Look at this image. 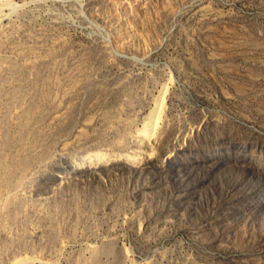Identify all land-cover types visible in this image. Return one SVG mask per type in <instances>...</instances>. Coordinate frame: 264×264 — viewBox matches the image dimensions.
Wrapping results in <instances>:
<instances>
[{
	"label": "rangeland",
	"instance_id": "374dc122",
	"mask_svg": "<svg viewBox=\"0 0 264 264\" xmlns=\"http://www.w3.org/2000/svg\"><path fill=\"white\" fill-rule=\"evenodd\" d=\"M16 263L264 264V0H0Z\"/></svg>",
	"mask_w": 264,
	"mask_h": 264
},
{
	"label": "bare ground",
	"instance_id": "6f19581e",
	"mask_svg": "<svg viewBox=\"0 0 264 264\" xmlns=\"http://www.w3.org/2000/svg\"><path fill=\"white\" fill-rule=\"evenodd\" d=\"M167 83H168V82H167ZM161 88H162V87H161ZM166 88H167V85H166ZM166 88H164V89H166ZM163 92H164V91H163ZM164 95H165V93H164ZM164 95H161L162 97L156 102V106H155V108H154L153 111H151V113H150L151 116H153V117H152V120H153V121L150 120L152 124H155V123H156V120H155L156 118H155V117H157V114H158V113L160 112V110H161L162 101H164V100H163V96H164ZM148 119H149V118H148ZM150 121H149V122H150ZM147 123H148V122H147ZM146 125H147V124H146ZM146 125H145V128L147 127ZM156 125H157V124H156ZM156 125H155V126H156ZM149 126H150V123H149ZM155 126H154V128H156ZM147 128H148V127H147ZM147 128H146V129H147ZM150 128H151V127H150ZM143 130H144V129H143ZM145 131H148V129L145 130ZM152 132H153V131H152ZM141 133H142V132H141ZM149 133H150V132H149ZM143 134H144V133H143ZM150 135H153V134L150 133ZM147 137H149V135H148ZM148 139H149V138H148ZM29 260H30V259H29ZM24 261H25V260H24ZM18 262H19V260H18ZM16 264H17V263H16Z\"/></svg>",
	"mask_w": 264,
	"mask_h": 264
}]
</instances>
